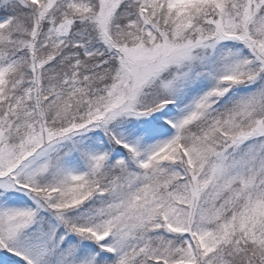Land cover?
I'll return each mask as SVG.
<instances>
[{"label": "snow or ice", "instance_id": "6c2138e0", "mask_svg": "<svg viewBox=\"0 0 264 264\" xmlns=\"http://www.w3.org/2000/svg\"><path fill=\"white\" fill-rule=\"evenodd\" d=\"M0 264H264V0H0Z\"/></svg>", "mask_w": 264, "mask_h": 264}]
</instances>
